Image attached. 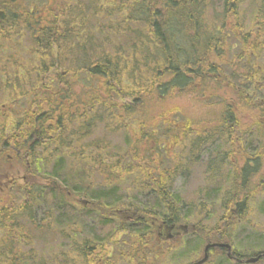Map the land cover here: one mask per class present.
<instances>
[{
  "label": "rangeland",
  "instance_id": "obj_1",
  "mask_svg": "<svg viewBox=\"0 0 264 264\" xmlns=\"http://www.w3.org/2000/svg\"><path fill=\"white\" fill-rule=\"evenodd\" d=\"M137 1L139 2V0H71V2L69 0H0V14L5 15L6 19L5 28V23H0L2 24L0 26V120L4 122L0 131H11L9 130L11 124L22 122L25 119L24 112L29 111L32 105L40 103V98H38L41 95L40 90H50L45 87L44 82L49 84L51 79H56L60 75L67 72L72 74L71 70L76 69L79 64L77 47H73V50L67 47L63 52L49 54L47 56L51 59H47L40 54V48L32 43L40 39V16L44 17L43 13L40 14V10L43 11L50 6L49 9L65 8L66 5L72 7L73 4L77 6L75 8L77 11L84 8L82 6L86 3L91 2L92 4L86 7V15L90 18L88 25L91 28V35L96 41L106 39L108 45L105 51L112 52L118 46L124 49L130 47L133 39L145 41L143 30L136 29V26L144 27L141 21L137 24L135 21V26H133L135 29L132 28L136 31L135 35L117 30L126 28L123 12L135 9L131 3ZM123 2L129 4L120 6ZM262 6H264V0H237L236 4H233V0H203L201 15H199L200 23L197 25L198 30L202 33L201 37L203 35V38H218V41L222 43L220 48L216 47L220 53L216 62L221 64V70L225 69L223 67L228 70L229 67L223 62H228L229 58L235 61V70L236 64L244 62L238 58L244 50L240 52L242 45L235 36V32L240 29L231 30L228 26L233 29V23L238 21L239 26H242L244 30H249L250 22L261 18ZM93 10L95 13H91V17L89 11ZM27 12H33L36 18L37 26L34 28L26 24ZM44 13L46 22L54 18L50 10ZM96 13L100 15L97 16ZM15 14L18 15L15 17ZM57 17L59 19L55 18L53 22L54 31L58 35H65L66 31L60 30L61 26L63 28L66 26L60 21L63 14ZM99 21L102 24L106 21L115 29L100 32L97 28ZM85 22L82 27L79 17L72 21L69 26V30L72 29L70 33H75V28L78 27L77 33L81 34L83 28H86ZM127 29L131 28L127 27ZM223 32H227L228 36ZM35 34L36 39L32 37ZM72 40L70 42L77 41ZM100 53L99 47L95 56L99 57ZM235 55L238 57L235 58ZM252 61L261 65L264 63V55L253 56ZM43 64L48 66V70L43 68ZM236 71L237 76L231 77L232 82L235 83L234 89L239 88L236 82L242 80L238 74L239 69ZM143 73H138V75ZM224 76L226 82H229L228 73H224ZM139 77L142 79L141 75ZM68 80L73 83L80 79L69 75ZM205 84L206 86H200L195 90H191L190 87L181 91L168 90V93L166 91L160 99L151 97L149 100L141 101L139 93L136 96L139 103L135 105L133 115L122 121L126 129L120 127L118 131L108 133L106 141L109 146H114L122 152L127 149L126 131L136 138L139 132L137 129H139L143 133L148 132L152 136L155 135L152 140L158 137L160 144H164L167 153L170 154L172 151L171 147H168V142H162L164 139L162 132L169 121L177 122L186 119L190 122L189 130L193 134L197 131L201 138L205 132H210L208 136L209 138L214 137L217 149L214 150V145L211 146V143L207 141L202 143L203 148L200 142L192 144L189 149L184 147L180 169L178 173L173 174L175 177L167 184L169 193L176 200L175 227L184 228L186 226L188 230L185 234L182 233L184 229L180 228L177 230L180 233L175 234L173 238L160 239L156 232L161 226L158 222L152 223V235L149 239L159 242L166 252L159 256V260L154 257L152 261L154 264H193L203 256L206 243L219 240L231 245L230 256H227L228 250L226 249L210 248L206 251L207 257L203 264H264L263 114L248 106L242 108L238 113L240 130L236 129V125H232L233 129H231L229 138L224 133L214 135L211 128L217 124V118L223 107L234 105L235 99L228 95L232 92L229 84H221L217 78L205 81ZM75 89L79 90L78 87ZM51 90L52 92L58 91L59 87L54 86ZM253 117H256L257 123H254ZM113 127L112 125L111 128ZM68 130L73 129L68 127ZM106 130L107 124L97 123L94 134L104 135ZM237 134L241 149L235 154L233 152L234 138ZM147 145L145 141H142L140 148L143 149ZM55 150L49 152L47 156L42 155L40 147L35 149V153L33 151L24 152L22 153L23 158H19V160L22 159V164L13 158L11 151L0 155V248L1 244L12 247L14 256L18 258L17 261L20 264L80 263L82 247H77L79 245L77 232L83 230L86 238L105 239L102 245L96 247L102 250L101 260L113 253L117 245L115 241L121 243L120 248L123 250V247L128 246L125 240H130L134 236L133 229L126 228L122 233L119 231L104 236L99 232L101 227L97 226L102 218L97 207L103 202L99 205L93 202L92 194L96 191L95 189L107 190L108 187L101 185L103 184L102 179L97 173L94 175L91 173V178L88 180L85 174L86 167H84L86 165H81L68 149V153L64 155L61 154V150L57 148ZM41 159H46L43 166ZM59 159L60 168L63 166L60 171L58 166L54 165ZM221 160H223L222 164ZM245 163L249 164V168L257 165V170L255 168L253 170L255 172L250 174L249 179L242 182L240 168ZM54 168L56 174L50 177L48 173ZM88 172L90 174V171ZM6 176L8 179L5 178ZM28 176L34 184H39L40 191L28 186L24 191L27 194L26 197L18 193V190H24L22 184L28 180ZM9 178L16 179L12 187L7 186L11 182ZM47 181H49L48 187L45 185ZM134 185V179H124L115 186L116 194L106 191L104 195L109 197L110 201L117 198L122 203L131 199L133 202L146 201L152 204L151 198L145 197L148 196V192L138 193ZM50 187L56 194L52 197H45L44 194L50 190ZM56 188L63 193L58 194ZM42 191H44L42 197L45 203L43 200L40 201L39 192ZM51 200H53L52 204H50ZM51 205L63 211L57 212L51 209ZM40 207L44 211L40 212ZM112 207H115L117 212L119 209L122 211L121 208ZM45 211L48 212V216L42 214ZM128 216L129 213L126 211L118 213V216L113 217V224L120 223L119 217H127L131 220ZM103 222L106 224V218ZM12 225L16 229H11ZM156 226L158 228L155 230ZM162 227L164 232L168 230ZM16 233L18 237L12 238V234L16 235ZM62 233L65 235L63 238ZM5 236H8L7 240L3 239ZM258 253L260 254L259 260L248 262L247 259L257 256ZM125 257H127L125 258L126 263L128 257L132 256L125 252ZM234 258H240L242 261ZM4 260L5 255H0V264ZM117 264H123V262Z\"/></svg>",
  "mask_w": 264,
  "mask_h": 264
},
{
  "label": "trees",
  "instance_id": "obj_2",
  "mask_svg": "<svg viewBox=\"0 0 264 264\" xmlns=\"http://www.w3.org/2000/svg\"><path fill=\"white\" fill-rule=\"evenodd\" d=\"M202 2L203 0H139V2L131 3L135 9L123 12L126 28L117 30L135 35L136 31L133 30L135 21L136 24L141 21L144 27L136 26V29L143 30L145 41L133 39L130 47L124 49V47L118 46L112 52L105 51L108 45L106 39H104L105 41H96L91 35V28L88 25L90 18L86 15V7L92 4L91 2L86 3L82 6L84 8L77 11L75 10L77 6L73 4L72 7L66 5L65 8L49 9L50 6L43 11L40 10V14L43 13L44 17V11L50 10V14L52 13L54 18L46 22V19L40 16V39L32 43L40 48V54L47 59H51L47 56L49 54L63 52L67 47H71L72 50L73 47H77L79 64L76 69L71 70L72 74L67 72L56 79H51L49 84L44 82L45 87L50 90H40L41 95L38 97L40 103L32 105L29 111L24 112L25 119L22 122L11 124L9 128L11 131H0V148L11 151L19 150L21 155L18 158L14 155V158L18 160L22 157V153H30V151L35 153L34 151L38 147H40L43 156H47L52 150L56 151V148L62 151V155L67 154L69 150L81 165H86L84 167H86L85 174L88 180L91 178V173L93 175L97 173L102 179L103 184L101 185L108 187L107 190L95 189L96 191L92 194L93 202L98 205L103 202L97 207L100 216H102L101 222L97 225L101 227L99 232L108 236L119 231L122 233L126 228L134 230V236L130 240H125L127 247H123L122 250L121 243L115 241L117 245L114 247L113 253L103 260H101L102 250L96 247L102 245L105 239L86 238L83 230L77 232L79 244L77 247H82L80 249L81 262L70 264H117L118 262L154 264L152 261L154 257L159 260V256L166 252L159 242L149 239L152 235V223L160 220L168 224L176 222L174 221L177 217L176 200L169 193L167 184L175 177L173 174L178 173L180 169L184 147L189 149L192 144L200 142L202 145L207 141L211 143V146L214 145V150L217 149L214 137L209 138L208 136L210 132H205L202 138L197 131L193 134L189 130L190 122L186 119L177 122L169 121L162 132L164 136L162 142H168V147H171L172 151L170 154L167 153L165 145L160 144L158 137L152 140L155 135L152 136L148 132L143 133L139 129H137L139 132L136 138L126 131L127 149L122 152L114 146H109L106 135L112 131H118L120 127L126 129L122 121L133 115L135 105L139 103L136 98L139 93L141 101L149 100L151 97L160 99L166 91L168 93V90L178 89L181 91L187 87L195 90L200 86H206L205 81L217 78L221 84H229L232 92L228 95L235 101L234 105L223 107L217 118V124L211 128L214 135L224 133L229 138L231 129H233L232 125H236V129L240 130L238 113L247 106L260 111L264 118V98L262 97L264 96V63L258 65L257 62L252 61L253 56L264 55V27L255 28L254 25H249V30H244L239 25L233 27V30L240 29L235 32V36L238 37V41L242 45L240 52L244 50V53L239 57L235 55V58L238 57L244 62L235 63L236 70L239 69L238 74L242 80L236 82L239 88L234 89L235 83L232 82L231 77L237 76V71L234 68L235 61L229 58L228 62H223L229 67L228 70L226 67L221 70V64L216 62L220 56L216 47L220 48L222 43L218 41V38L200 36L202 33H199L197 25L200 23L199 15H201ZM236 3L237 0H233V4ZM128 4L123 2L120 6ZM260 12L264 18V6ZM91 13H95V10L89 11L92 17ZM62 14L63 18L60 21L66 26L64 28L61 26L60 30L64 29L66 34L58 35L54 31L53 22L55 18L59 19L57 15ZM96 14L100 15V13ZM78 17L82 27L83 22L86 21V28H83L81 34L77 33L78 27L75 28V33H70L72 29L69 30V26ZM5 20V15L0 14V23ZM25 21L32 28L37 26L33 12L27 13ZM127 27L131 29H127ZM97 28L100 32L115 29V27L109 26L106 21L103 24L99 21ZM223 33L228 36L227 32ZM221 36L223 37V34ZM32 37L36 39V34ZM72 39L77 41L70 42L73 41ZM99 47L101 53L98 57L95 54ZM43 68L48 70V66L45 64H43ZM141 72H144L139 74L142 79L138 75ZM253 72L257 75H254ZM224 73H228L229 82H226ZM69 75L80 80L72 83L68 80ZM80 85L81 87H79ZM54 86H58L59 90L52 92L51 89ZM76 87L79 90L76 91ZM253 120L254 123H257L256 117H253ZM97 123L107 124L104 135L102 133L94 134ZM0 124L1 130L4 122L0 120ZM169 126L173 128L171 129ZM68 127L73 130L69 131ZM142 141L148 144L143 149L140 148ZM31 142L32 145H30ZM240 144L237 134L234 138L233 152L235 154L240 151ZM20 160L23 163L22 159ZM45 160L41 159L42 166ZM59 162L60 159L54 165L58 166L60 171L63 166L60 168L61 163ZM222 162L223 160H221V164ZM42 166L40 165V168ZM255 168L257 170V165L249 168L248 163L240 168L242 182L249 179L250 174L255 172L253 171ZM55 170L54 168L48 173L50 177L55 176ZM128 178L134 179V187L138 193L148 192V196L145 197L151 198L152 204L146 201L133 202L131 199L125 200L123 203L117 198L110 201V198L104 195L106 191L115 193L114 188L117 183ZM27 179L29 185L26 180L22 186L24 190H18V193L26 197L27 194L24 191L28 186L40 191L39 184H34L29 176ZM45 185L48 187L49 181ZM57 193L62 194L63 192L58 190ZM43 194L44 191L39 192L40 201L43 200ZM55 194L53 188L50 187V190L44 195L52 197ZM43 203H45L44 200ZM23 205L25 204L23 203ZM112 206L121 208L122 211L119 209L117 212L116 208ZM53 209L57 212L63 211L56 206ZM42 211L44 209L40 207V212ZM123 211L129 213L128 217H131V220L127 217H119L120 223L113 224V217ZM42 214L48 216L46 211ZM120 215L122 216V214ZM104 218H106V224L103 222ZM47 219L50 218L47 217ZM11 229H16V227L12 225ZM196 229L198 228L196 227ZM101 233L100 236H102ZM13 234L12 238L18 237L17 233ZM64 236L62 233L61 237ZM73 237L74 234L71 238L73 239ZM3 239L7 240L8 236ZM93 245L94 247H92ZM125 252L132 256L128 257L126 263ZM0 255H5L2 264H20L17 261L18 258L14 256L13 248L6 247V244H1ZM64 264L69 263L65 262Z\"/></svg>",
  "mask_w": 264,
  "mask_h": 264
},
{
  "label": "flooded vegetation",
  "instance_id": "obj_3",
  "mask_svg": "<svg viewBox=\"0 0 264 264\" xmlns=\"http://www.w3.org/2000/svg\"><path fill=\"white\" fill-rule=\"evenodd\" d=\"M233 24H235V25H238L239 24V22L237 21V22H234ZM250 25H254V27L255 28H260V27H264V18H263V16H261V18H259V19H257V20H254V21H251L250 22ZM3 148H0V151L2 150ZM10 181H12V183H13V180L12 179H10ZM166 229H168V230H166L165 232H164V228L161 226L159 229V232H158V238H160V239H167V238H173L174 236H175V234H178V233H180L179 231H177V230H179L180 228L181 229H185V228H183V227H179L178 226V228L177 227H175V223H169V224H167L166 225V227H165ZM210 243H207V244H205V246H207V247H209L208 245H209ZM204 246V247H205ZM217 246H214V247H210V248H216ZM209 248V249H210ZM220 249H226V250H228V248H226V247H219ZM229 251H232V249H231V245H230V250ZM222 253H224V252H222ZM230 255V252L227 254V256H229ZM230 259H232V257L230 258ZM234 259H236V258H234ZM236 261V260H235Z\"/></svg>",
  "mask_w": 264,
  "mask_h": 264
},
{
  "label": "water",
  "instance_id": "obj_4",
  "mask_svg": "<svg viewBox=\"0 0 264 264\" xmlns=\"http://www.w3.org/2000/svg\"><path fill=\"white\" fill-rule=\"evenodd\" d=\"M218 245H221V244H218ZM207 247V246H206ZM226 247H229L228 245H226ZM205 257H206V255H205ZM205 257H204V259H202L201 261H199V263H201V262H203L204 260H205ZM255 259L254 258H250L249 260H248V262H252V261H254Z\"/></svg>",
  "mask_w": 264,
  "mask_h": 264
},
{
  "label": "bare ground",
  "instance_id": "obj_5",
  "mask_svg": "<svg viewBox=\"0 0 264 264\" xmlns=\"http://www.w3.org/2000/svg\"><path fill=\"white\" fill-rule=\"evenodd\" d=\"M214 246H217V247H225L226 245L225 244H221V245H217V244H215ZM230 256V255H229ZM228 256V257H229Z\"/></svg>",
  "mask_w": 264,
  "mask_h": 264
}]
</instances>
